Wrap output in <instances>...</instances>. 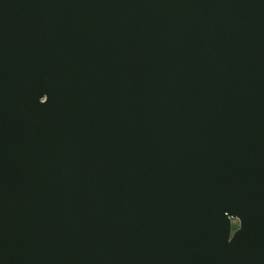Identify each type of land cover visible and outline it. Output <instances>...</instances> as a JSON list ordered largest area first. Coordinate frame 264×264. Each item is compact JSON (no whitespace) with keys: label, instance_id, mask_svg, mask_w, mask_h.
<instances>
[{"label":"water","instance_id":"water-1","mask_svg":"<svg viewBox=\"0 0 264 264\" xmlns=\"http://www.w3.org/2000/svg\"><path fill=\"white\" fill-rule=\"evenodd\" d=\"M0 264H264V0H0Z\"/></svg>","mask_w":264,"mask_h":264},{"label":"rangeland","instance_id":"rangeland-1","mask_svg":"<svg viewBox=\"0 0 264 264\" xmlns=\"http://www.w3.org/2000/svg\"><path fill=\"white\" fill-rule=\"evenodd\" d=\"M237 226H238V221L235 220V219H233V220H232V231H233L234 229H236Z\"/></svg>","mask_w":264,"mask_h":264},{"label":"snow or ice","instance_id":"snow-or-ice-1","mask_svg":"<svg viewBox=\"0 0 264 264\" xmlns=\"http://www.w3.org/2000/svg\"><path fill=\"white\" fill-rule=\"evenodd\" d=\"M50 99L49 95L47 96V101ZM225 215H228V213L226 212ZM229 239H232L229 237Z\"/></svg>","mask_w":264,"mask_h":264}]
</instances>
